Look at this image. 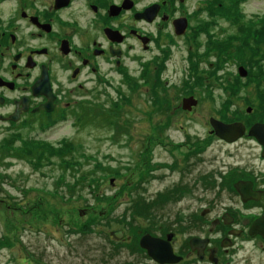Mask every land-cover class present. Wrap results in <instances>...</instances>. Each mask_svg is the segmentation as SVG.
I'll use <instances>...</instances> for the list:
<instances>
[{
  "label": "flooded vegetation",
  "instance_id": "flooded-vegetation-1",
  "mask_svg": "<svg viewBox=\"0 0 264 264\" xmlns=\"http://www.w3.org/2000/svg\"><path fill=\"white\" fill-rule=\"evenodd\" d=\"M186 1L0 0V148L12 152L6 139L14 145L20 143L15 147L17 155H12L16 158L30 150L50 151L46 144L28 143L54 140L49 134L66 121L77 126L96 125L90 119L98 113L97 105H105L106 121H113L109 107L127 105L134 94L132 86L139 83L140 89H147V84L158 83L155 68L164 65L158 59L160 53L151 60L143 52L163 29L172 40L185 38L187 60L192 59V52L205 60L211 44L216 54L223 53V43H211L222 28L213 17L226 11L221 8L222 0L212 4L211 0H194L188 9L182 6ZM166 60L171 62L170 56ZM201 85L191 79L188 93L181 99L197 97ZM199 100L188 109L179 101L171 106L185 114L194 113ZM149 102L154 101L145 103ZM247 106L250 117L233 119L245 125L237 138L227 140L211 131V125L207 128L208 134L227 148L226 158H217L221 163L213 169L197 171L201 161L198 144L186 133L180 142L182 150L177 145L167 150L165 157L152 158L164 170L145 181H163L154 190L159 197H166L149 202L142 210L132 205V199L114 214L121 222L114 228L122 230L119 236L111 234L112 229L108 235L101 233L94 222L67 231L69 237H62L60 246L66 255H74L72 264H264V101L251 105L250 110ZM153 123L150 132L156 141L157 117ZM252 124L255 133L249 134ZM67 139H71L69 135L56 141ZM150 141L146 137V148ZM135 184L132 189L138 188ZM196 187L203 192L193 196ZM174 188L176 193L169 196ZM187 190L189 198L183 196ZM181 192L183 197H179ZM38 231L43 245H22L15 232V256L21 257L22 245L25 252H31V258L23 255L27 263L43 264L46 260L48 264V229Z\"/></svg>",
  "mask_w": 264,
  "mask_h": 264
},
{
  "label": "rangeland",
  "instance_id": "rangeland-1",
  "mask_svg": "<svg viewBox=\"0 0 264 264\" xmlns=\"http://www.w3.org/2000/svg\"><path fill=\"white\" fill-rule=\"evenodd\" d=\"M216 1L211 0V4ZM193 2L188 0L182 6L188 9ZM222 2L221 8L226 11L213 15L222 28L211 43H223V53L216 54L211 44V53L205 60L200 61L194 52L192 59L187 60L185 38L172 40L163 29L155 43L143 52L151 60L160 53L158 59L164 65L155 68L159 81L156 85L147 84V89H140L139 83L132 86L134 94L127 105L109 107L118 118L117 124L106 121L105 105H97L98 113L90 119L96 125L77 126L66 121L49 134L54 140L28 143L46 144L50 151L30 150L21 158L0 155V264H31L23 260L24 254L31 258V252H25L22 245L28 242L43 245L38 236L40 229H48L50 236L48 264L76 262L74 255H66L64 246H60L69 237L67 231H77L80 225L94 222L101 233L108 235L110 229L121 225L114 214L120 213L132 199L135 201L132 205L137 204L136 209L142 210L149 202L166 197L150 193L163 181L153 179L147 183L145 178L164 170L152 158L165 157L167 150L172 151L177 145L182 150L184 133L197 141L201 157L197 171L213 169L221 163L217 158H226L227 148L207 132L211 125L209 117L215 115L226 120L248 117L252 113L245 111L246 105L263 103L264 0ZM242 41L246 42L239 45ZM169 56L171 62L165 61ZM256 61L263 70L256 67ZM238 65L246 68L245 75L239 73ZM149 70L152 74L154 67L151 65ZM194 78L202 84L196 91L200 100L194 113L185 114L171 105L181 102L182 95L188 93L189 81ZM149 99L154 102L146 104ZM156 117L158 137L152 141L155 137L150 127ZM68 135L71 139L56 141ZM146 137L151 139L147 148ZM19 144L15 141V147ZM239 144L242 148L243 140ZM134 184L137 189L131 188ZM173 190L169 196L176 193L177 189ZM195 191L193 196L203 192L200 187ZM190 195L187 190L183 196ZM180 196L183 197L182 192ZM15 232L22 239L19 258L15 256Z\"/></svg>",
  "mask_w": 264,
  "mask_h": 264
},
{
  "label": "water",
  "instance_id": "water-1",
  "mask_svg": "<svg viewBox=\"0 0 264 264\" xmlns=\"http://www.w3.org/2000/svg\"><path fill=\"white\" fill-rule=\"evenodd\" d=\"M238 71L241 75L246 74V69L243 66L238 67ZM197 99L193 98L192 95L183 98V107L191 108L190 104L196 103ZM250 108V107H248ZM211 125L213 126V131L220 137L232 140L238 137L243 133L244 124L241 121H232V122H224L218 118L211 117L210 118ZM256 125H252L249 129V133L252 134ZM112 180V179H111ZM121 230H113L111 234L114 236H119ZM172 253V251L170 250ZM169 253V250H168Z\"/></svg>",
  "mask_w": 264,
  "mask_h": 264
},
{
  "label": "trees",
  "instance_id": "trees-1",
  "mask_svg": "<svg viewBox=\"0 0 264 264\" xmlns=\"http://www.w3.org/2000/svg\"><path fill=\"white\" fill-rule=\"evenodd\" d=\"M238 53H240V52H238ZM262 101H264V98L262 99ZM113 122H115L117 124V121L115 119L113 120ZM4 141H5V144L9 146V148L11 149L12 152L9 153V152H7V150H3V149H8V147H3L2 149L0 148V150L3 152V155L4 154L17 155L15 153V145H13L12 143L8 142L6 139ZM0 144H2V142Z\"/></svg>",
  "mask_w": 264,
  "mask_h": 264
}]
</instances>
